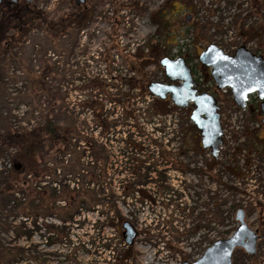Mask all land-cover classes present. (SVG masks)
Wrapping results in <instances>:
<instances>
[{
  "label": "rangeland",
  "instance_id": "obj_1",
  "mask_svg": "<svg viewBox=\"0 0 264 264\" xmlns=\"http://www.w3.org/2000/svg\"><path fill=\"white\" fill-rule=\"evenodd\" d=\"M259 1L255 11L249 0H31L29 6L58 26L49 32L27 28L15 57L6 59L0 111L16 127H34L50 115L77 136L64 158L48 161L44 171L51 170L50 176L27 177L29 190H7L10 153L0 159V264H192L235 231L238 209L258 240L254 256L235 249L232 264H264L262 116L251 121L229 89L213 95L210 69L198 60L211 44L227 55L245 47L264 59V0ZM240 22L258 34L242 38ZM165 57H182L216 98L223 132L217 159L200 147L190 109L174 110L168 102L152 116L147 85L166 82L159 66ZM42 70L48 93L36 94L33 77ZM92 80L110 86L109 95L79 92ZM96 99L103 117L115 122L106 134L87 107ZM85 139L98 142L97 163ZM139 141L143 151L135 146ZM76 161V174L62 168ZM92 171L100 177L88 185L97 206L81 203L72 222L63 221L59 209L65 202L50 207L52 180L61 188L86 189L85 175ZM131 190L133 196L124 198ZM125 222L137 233L131 245L123 236Z\"/></svg>",
  "mask_w": 264,
  "mask_h": 264
},
{
  "label": "trees",
  "instance_id": "obj_2",
  "mask_svg": "<svg viewBox=\"0 0 264 264\" xmlns=\"http://www.w3.org/2000/svg\"><path fill=\"white\" fill-rule=\"evenodd\" d=\"M249 3L251 9L255 11L260 10L261 3L259 0H249ZM32 25L33 27L36 26L37 28L44 29L48 32L58 26L57 23L49 21L44 13L35 10L33 6L25 4H16L11 7L0 6V89L3 91H5L3 87L6 85L5 79L8 77L7 75L9 73L6 59L8 60L10 57H15L13 50L18 48V46L23 43V36L25 35L27 28ZM236 29L238 34L245 39H250L258 34L257 28H246L241 22L237 23ZM33 78L35 85L34 92L36 94H38V92L40 94H42V92L48 93L46 83L44 82L46 78V71L42 70L41 72H38V74ZM131 87L133 89L136 88L135 85H131ZM110 89V86L101 84L98 80H92L79 89V92L91 90L97 94L103 93L109 95ZM200 91L204 92V89H201ZM146 95L149 94L146 93ZM152 99V116L162 114V111L158 108L162 104L168 103V101H158L154 98ZM108 102L114 101L109 98ZM87 107L93 114V120L97 124H100V126L104 127L105 134L107 130L113 128L115 123L114 120L109 121L103 117L104 107L98 99L87 101ZM172 109L177 110V108L174 107H172ZM247 109L250 114L249 119L251 121L255 122L257 118L261 116L259 104L256 99H253V102L249 103ZM4 114V111H0V159H2V157H4L8 152L10 153L7 158L9 165L7 170L9 181L7 190H29L32 180L27 179V177L30 176L33 180L35 178L43 180L46 175L49 174L50 176L51 170L49 173L44 171L47 169L45 166L49 163L48 161H52L58 155H62L64 158V156L68 153L71 141L77 136V134L72 127L55 122L53 117L50 115H46V117H44V121L34 127L29 125H27L29 127L26 125L23 127H16L11 124V119L9 120V117L7 116L8 113L6 115ZM127 115L124 117L125 120L131 118V111ZM191 128L195 130L192 125ZM83 144L84 147H88V150L92 152L91 162L93 161V163H97L100 159L98 156V142L94 139H85ZM126 146H128V143ZM135 146L138 147L139 151H143L142 142L139 141V143H136ZM40 166L43 169H40ZM79 166V161H76V164L72 163L68 165V163H66L65 167L62 168L64 170L66 168V172L70 169L68 172L71 171L76 174L79 170ZM54 173L56 172L54 171ZM85 176V179H88H86V189H83L82 186L79 187V185L75 186L76 188L73 189L61 188L59 184H56L55 180H52L53 183L55 182V187L53 190L51 189L54 199L50 201V207H55L54 204L57 201L61 200L65 202V205L59 209L65 216L63 221L68 219L72 222L73 211L77 205L81 203H85L90 207L97 206L98 204L95 199V189H89L88 185H97L100 177L97 176L94 171L90 173L87 172ZM125 185L127 186V182H125ZM123 196L124 198L133 196V190L124 193ZM48 229L49 231L52 230L51 228ZM105 247H109V244L105 245Z\"/></svg>",
  "mask_w": 264,
  "mask_h": 264
},
{
  "label": "water",
  "instance_id": "obj_3",
  "mask_svg": "<svg viewBox=\"0 0 264 264\" xmlns=\"http://www.w3.org/2000/svg\"><path fill=\"white\" fill-rule=\"evenodd\" d=\"M16 3L17 0H10ZM84 0H76V4ZM202 66L210 69V77L217 90L229 89L233 103L241 110L246 109L249 98L256 96L264 124V59L252 54L245 47L238 48L233 55L225 54L217 46H207L198 57ZM159 66L164 71L165 83L150 82L148 93L159 101L168 100L173 107L181 110L190 107L189 120L200 137V147L208 150L213 159L219 156L222 145V129L219 108L215 98L206 92H199L194 83L190 67L182 57L162 58ZM238 223L235 231L223 240L214 241L192 264H232L235 249H241L247 256L256 253L258 234L245 222V213H235ZM123 236L128 245L136 236L133 226L122 225Z\"/></svg>",
  "mask_w": 264,
  "mask_h": 264
},
{
  "label": "flooded vegetation",
  "instance_id": "obj_4",
  "mask_svg": "<svg viewBox=\"0 0 264 264\" xmlns=\"http://www.w3.org/2000/svg\"><path fill=\"white\" fill-rule=\"evenodd\" d=\"M16 4H25V5H31L32 4V2H31V0H17V2L16 3H11L10 2V0H0V6H2V7H11V6H13V5H16ZM202 66V65H201ZM202 67H204V66H202ZM205 68V67H204ZM190 70H191V74H192V77H193V80H194V83H195V85H196V88H197V90L199 91V92H201L200 90L202 89V84L199 82L201 79H199V80H197V79H195L194 78V72L192 71V69L190 68ZM209 76H210V72H209ZM218 91L219 90H217L216 89V86H215V91L214 92H212V94L214 95H216L217 93H218ZM204 92H206V93H208L205 89H204ZM210 94V93H209ZM211 94V95H212ZM212 95V96H213ZM215 98V97H214ZM256 98V97H255ZM215 100H216V98H215ZM257 100V99H256ZM217 101V100H216ZM257 102H258V104H259V101L257 100ZM217 105H218V102H217ZM219 107V106H218ZM188 109H190V107L188 108ZM259 110H260V108H259ZM218 113L220 114V107H219V111H218ZM261 113V112H260ZM221 115V114H220ZM262 115V114H261ZM166 163V161L164 162V164ZM175 164V167L176 168H180V165H178L177 164V162H175L174 163ZM164 167V166H163ZM241 250V249H240Z\"/></svg>",
  "mask_w": 264,
  "mask_h": 264
}]
</instances>
